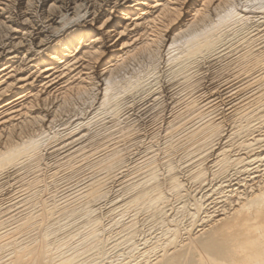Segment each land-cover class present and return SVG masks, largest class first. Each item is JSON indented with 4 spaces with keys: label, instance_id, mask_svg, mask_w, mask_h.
<instances>
[{
    "label": "bare ground",
    "instance_id": "bare-ground-1",
    "mask_svg": "<svg viewBox=\"0 0 264 264\" xmlns=\"http://www.w3.org/2000/svg\"><path fill=\"white\" fill-rule=\"evenodd\" d=\"M0 264H264V0H0Z\"/></svg>",
    "mask_w": 264,
    "mask_h": 264
}]
</instances>
